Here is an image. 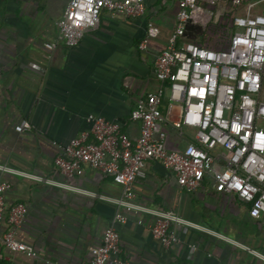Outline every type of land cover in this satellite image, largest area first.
Masks as SVG:
<instances>
[{"label":"crops","instance_id":"1","mask_svg":"<svg viewBox=\"0 0 264 264\" xmlns=\"http://www.w3.org/2000/svg\"><path fill=\"white\" fill-rule=\"evenodd\" d=\"M232 0H197L209 15L205 30L187 32L183 40L218 49L230 35L231 19L246 6ZM68 0H0V166L65 182L95 196L82 195L0 171L9 187L2 193L6 207L22 203L23 223L0 225V264H88V249L102 241L116 212L125 224H113L120 235L119 257L125 264H264V227L248 215V207L232 196L216 193L209 181L195 192L181 189L175 176L155 161L145 165V177L134 183V202L161 209L255 253L182 224L173 225L178 243L161 246L150 233L151 215L126 212L99 196L118 198L121 188L88 165L81 174L64 177L54 158L70 139L89 127L90 114L118 121L135 138L139 123L130 120L137 99L158 87L154 60L168 44L176 24V0H142L144 13L126 18L102 10L98 24L87 30L75 47L59 40L57 22ZM264 4L254 6L256 12ZM159 33L145 49L138 44L147 22ZM54 42V49L44 43ZM28 128L16 132L15 126ZM169 144L181 149L192 137L178 136L167 127ZM140 220V223H138ZM14 230L18 241L34 247L36 257L8 250L1 235ZM195 245L190 249L189 245Z\"/></svg>","mask_w":264,"mask_h":264},{"label":"built area","instance_id":"2","mask_svg":"<svg viewBox=\"0 0 264 264\" xmlns=\"http://www.w3.org/2000/svg\"><path fill=\"white\" fill-rule=\"evenodd\" d=\"M231 2L233 7L245 5L246 11L244 15L232 17L230 35L216 49L180 40L186 36L188 20L205 30L210 15L198 6L197 0H176L175 29L167 46L154 60L158 87L139 97L130 112V120L139 123L138 136L132 138L123 132L118 121L90 114L86 117L88 129L61 147L53 161L56 171L64 177L81 174L84 165L111 177L113 183L120 186L121 196L99 198L126 212L151 215V236L165 248L179 242L173 229L175 224L223 236L167 211L136 204L134 183L145 177L148 161L160 163L188 193L197 191L209 181L216 193L232 196L246 205L249 217L264 227V7L261 12L254 10V6L264 4V0ZM102 10L137 18L144 13V4L142 0H68L57 22L58 40L68 48L77 46L85 32L98 24ZM158 33V27L147 22L138 48L145 49ZM56 45L44 43L47 49H54ZM28 127L27 123H20L14 129L23 132ZM167 127L182 138L188 137L186 130H193V134L186 145L178 149L170 146ZM0 171L95 196L65 182L5 166H0ZM8 187L6 182L0 181V225L5 217L10 227L17 228L23 223L27 209L22 203L5 206L2 193ZM126 221V214H114L102 241L88 249V264H125L119 257L120 235L113 224ZM224 239L255 253L236 241ZM1 240L12 252L37 256L36 249L18 241L12 229L2 234ZM189 248L194 250L195 245ZM258 256L264 260V255Z\"/></svg>","mask_w":264,"mask_h":264},{"label":"water","instance_id":"3","mask_svg":"<svg viewBox=\"0 0 264 264\" xmlns=\"http://www.w3.org/2000/svg\"><path fill=\"white\" fill-rule=\"evenodd\" d=\"M194 28H198L199 29L198 26H195V25L191 24V22L188 20L186 22V25H185L186 34H187L188 31H190L191 29H194Z\"/></svg>","mask_w":264,"mask_h":264},{"label":"rangeland","instance_id":"4","mask_svg":"<svg viewBox=\"0 0 264 264\" xmlns=\"http://www.w3.org/2000/svg\"><path fill=\"white\" fill-rule=\"evenodd\" d=\"M262 96H263V98H264V82H263V91H262ZM263 124V126H264V122L262 123ZM189 132L190 134H193V130H186V132Z\"/></svg>","mask_w":264,"mask_h":264},{"label":"trees","instance_id":"5","mask_svg":"<svg viewBox=\"0 0 264 264\" xmlns=\"http://www.w3.org/2000/svg\"><path fill=\"white\" fill-rule=\"evenodd\" d=\"M263 82H264V80H263ZM262 91H263V84H262Z\"/></svg>","mask_w":264,"mask_h":264}]
</instances>
